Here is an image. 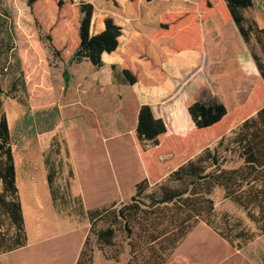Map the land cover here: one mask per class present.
Segmentation results:
<instances>
[{
    "label": "rangeland",
    "instance_id": "1",
    "mask_svg": "<svg viewBox=\"0 0 264 264\" xmlns=\"http://www.w3.org/2000/svg\"><path fill=\"white\" fill-rule=\"evenodd\" d=\"M161 1L172 10L177 5H185L183 14L174 19L173 14L169 15L164 29H159L169 35L176 34L181 24L172 27L174 21L185 22L181 34H184V41L178 45L168 44L169 59L153 60L147 51L141 50L136 54L138 60H128L129 67L105 57L111 66L96 69L88 61H71L79 44L80 7L77 1L38 0L30 8L27 0H0V66L5 61L2 56L5 46L9 50L7 56L12 58L10 63L17 58L20 60L19 66L8 68L0 78L4 90L3 112L9 123L28 235L25 249L3 256L0 264H76L89 236L88 219L76 214L78 207L67 202L66 196L60 213L53 207L44 157L54 138L61 145L62 155H54L53 160L59 171L57 183L62 193L70 187V194L80 196L85 209H101L111 206L113 203L108 201L119 195L115 197L116 203L130 202L137 182L148 179L150 184H156L165 180L170 172L203 149L215 145L223 135H228L264 107V80L252 65L254 61L232 21L226 2L208 0L213 13L208 16L217 19L218 34L223 39L218 45L205 43L203 50L202 45L193 42V37L208 35L211 31L197 28L212 24L204 17L198 19L196 13L198 6L203 10L208 8V1ZM253 1L254 7L246 16L262 28L264 0ZM134 3L139 6L146 1L133 0ZM118 5V0L95 1L96 19L107 15L115 22L118 20L126 30L124 41L132 34L131 24L138 27L139 33H133L136 37L152 35L156 38L157 33L151 34L155 27L137 26V21L130 23L133 19L129 18V5L123 8ZM134 15L136 18L138 13ZM50 41L59 54L49 49ZM192 54H196V58ZM148 68L157 74L154 92L144 91L142 82L130 85L122 74L123 70H130L139 82L138 74L149 71ZM64 73L68 74L64 76ZM204 95L216 97L227 107L228 114L215 126L198 130L190 127L187 109ZM144 102L152 103L156 110L163 107L177 114V119L171 115L174 122L168 126V134L160 137V145L146 151L141 149L135 133L136 111ZM184 115L190 122H185ZM117 133L119 137L113 140ZM47 137H50L49 146L42 148L39 140L43 143ZM240 164L230 163L226 167ZM212 197L219 214L228 212L253 228L243 210L224 200L221 189H216ZM195 231L166 264L179 263L178 259L184 258L185 253L194 256L201 252L197 247L215 237L212 231L210 235L203 234L202 229ZM91 241H94L93 236ZM254 245L257 249L246 251L249 258L264 264V236ZM116 249L122 251L119 262L107 259L106 254L111 256ZM94 251L93 264H127L130 250L121 234L116 248L100 250L95 247ZM221 251L220 248L216 254ZM232 254V261L240 259L235 249Z\"/></svg>",
    "mask_w": 264,
    "mask_h": 264
},
{
    "label": "trees",
    "instance_id": "2",
    "mask_svg": "<svg viewBox=\"0 0 264 264\" xmlns=\"http://www.w3.org/2000/svg\"><path fill=\"white\" fill-rule=\"evenodd\" d=\"M37 1L27 0V4L33 8ZM224 1L264 80V27H259L254 19L246 16L255 1ZM62 4L60 1L59 5ZM210 4L208 1L209 7ZM79 7V44L71 61H88L94 68L101 69L105 65L103 55L118 49L123 28L112 18H107L103 30L93 34L95 6L79 0ZM48 39L51 40V37ZM49 49L59 54L51 41ZM4 51L2 56L5 61L0 66V74L20 65L19 58L10 63L12 58L11 55L7 56L8 46H5ZM67 74L64 73V76ZM122 74L130 85L136 84L137 79L130 70H123ZM3 94L0 78V255L25 249L28 245L12 138L3 112ZM188 114L195 128L203 130L221 122L228 110L216 97L204 95L188 107ZM167 131L165 121L154 116L151 105L140 106L135 133L141 149L146 151L159 146L160 137ZM60 146L57 138H54L44 157L53 207L60 213L66 196L67 202L78 207L76 214L86 217L90 225L89 236L83 243L76 264H93L94 248H116L117 238L121 234L130 250L127 264H166L200 223L210 227L235 250L247 247L264 235V107L228 135H223L215 145L203 149L170 172L165 180L156 184H150L148 179L138 182L130 202H114L101 209H85L82 198L70 194V187L66 188L65 195L62 193L57 183L59 171L53 160L54 155H62ZM236 162L241 164L238 167H226ZM70 176H73V170H70ZM218 188L223 191L224 200L245 212L253 228L228 212L219 214L216 211L212 195ZM120 254L122 251L116 249L113 255L106 254V257L119 262Z\"/></svg>",
    "mask_w": 264,
    "mask_h": 264
},
{
    "label": "crops",
    "instance_id": "3",
    "mask_svg": "<svg viewBox=\"0 0 264 264\" xmlns=\"http://www.w3.org/2000/svg\"><path fill=\"white\" fill-rule=\"evenodd\" d=\"M70 1H77L79 3V0H70ZM84 1L90 2L95 6V1H97V0H84ZM145 1H146L145 5L139 4V6H137L135 3L133 4V0H118V2H119L118 6L119 7L121 6L123 8L127 5H129L128 10H129V13H131L129 18H130V20L133 19L132 21L129 20L130 23L137 21V23H136L137 26L148 25L150 28L155 27L154 32H151V34L157 33L156 38H153L152 35H145V34H144L145 37H141V38L136 37L135 35H133V33H136V32L139 33L137 31L138 27H134L131 24L129 26L132 28V30H131L132 34L130 36H127L128 39L126 41H124V39H126L125 38L126 30H125V27H123V25L117 20L116 23L119 24L123 28V36L120 38V45L115 52H113L111 54H104L103 55V60L105 62L104 67L111 66V65H109L110 63H109V61H107L105 59V57H108V58L110 57L113 60H119V61H121L122 64H124V66L129 67L130 65L128 63V60H132V58L133 59L137 58V60H138L139 57L136 54L141 53V50L147 51L148 54L150 55V57L153 58V60H162V59L168 60L169 59V53H170V51H169L170 48H169L168 44L178 45L184 41V34L181 35L182 33H184V27H185V22H183V20L174 21L176 23L174 25H172V27L176 26L177 24L183 25V26H181V25L177 26L181 32L178 31L176 28V34L169 35L168 34L169 32L165 33V32L160 31L159 29H164L163 24H165L169 21L168 20L169 15L173 14V16H174L173 19H174L177 17L178 14H180V15L183 14L185 12V8H184L185 5H183V4L177 5V7L174 10H172L169 8V6L167 5L166 2H162L161 0H152L149 2L147 0H145ZM96 7L97 6H95V12H94L93 22H92V33L93 34H97L103 30L104 23H105L104 21L108 17L106 15V16H103L99 20L96 19V17H95L96 11H97ZM202 8L203 7L198 6V8L196 9V13L198 14V19L204 17L207 19L208 22L212 21V24L211 25L204 24V26H198L197 28L199 29V31H202V28L204 31H205V29H209V31L211 29V31L209 32L208 35H203V36L197 35V37H193V42H195L196 44L202 45L200 47L201 49H203V48L205 49L206 48V47H204L205 43L212 42L213 44L218 45V43L223 38L220 37L218 34L217 25H216L217 19L216 18L212 19V18H209V16H208L209 14H213L211 9H210L211 7L208 6V8H206L204 10ZM135 12L138 13V15H136V18L133 17V16H135L134 15ZM95 23H96V26H95ZM215 49H217V48H215ZM196 56H197L196 54H192L193 58H196ZM247 58L248 57H246L244 60L245 64H246ZM133 65L135 66L134 62H133ZM252 65L255 68V66H256L255 63H252ZM140 69L142 70L141 66H140ZM148 70H149V68H148ZM145 72L146 71L143 70L141 73H139V72H138L139 74L137 73L139 75V82H137L133 86H137L142 82V84L144 86L143 87L144 91L154 92L156 87H157V84H158L157 74L151 70L146 72L148 75ZM143 104L151 105L154 116L156 118H162L165 121L167 128H168V131H169L168 126L170 125V123L174 122L171 115H173L174 119H177L176 118L177 114L175 113V110L170 113L166 108H163V107H158V109L156 110L155 107L153 106V104L150 102H144L141 105H143ZM140 106L137 108V111H136L135 129H136V125H137V115H138V111H139ZM187 117H188L187 115L186 116L184 115L185 122L187 120L189 121L190 116H189V118H187ZM189 124H190V127H194V124L192 123V121ZM168 131H167V134H168ZM118 137H119V134L117 133V136H114L112 138H113V140H115ZM39 142L42 145V148H46L49 146L50 137L45 138L43 143H41L40 140H39ZM112 149H114V147ZM109 151H111V149H109ZM104 152L105 151L102 149L103 154H104ZM46 177H47V172H46ZM47 185H48V183H47ZM119 196H115V197L118 198ZM115 197L113 198V200H109L108 202L114 203L116 201ZM200 225H202V226H200ZM198 229H202L204 231L203 234H209V235H210V232L212 231L214 234L213 236H215V237H212L213 239L208 240L207 242H203L202 245H200L201 247L200 246H199V248L197 247L196 250L197 251L200 250L201 252H197V254H194V256H188L185 253L184 258L178 259L179 263H176L175 261L174 262L170 261V263H168V264H257V263H259L258 260H256V259L251 260L246 251L247 250L253 251V250L257 249V247L254 248V246H255L254 244L258 239H260L264 235L261 237H258L255 241L248 244L247 247H244L241 250H236V253L240 254V255H238V257H240V259H236V260L232 261V259H233L232 249H234V248H232V246L228 242H226L224 239H222L215 231H213L210 227H208L204 223H200L187 236L185 241L190 238L191 234L193 235L194 232H196L195 230H198ZM182 245L183 244H181L179 246V248ZM220 248L222 251L219 254H216ZM18 251L19 250L13 251L11 253L0 255V263H3V261H2L3 256L8 255V254H16ZM77 259H78V256H77Z\"/></svg>",
    "mask_w": 264,
    "mask_h": 264
}]
</instances>
